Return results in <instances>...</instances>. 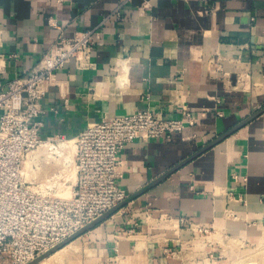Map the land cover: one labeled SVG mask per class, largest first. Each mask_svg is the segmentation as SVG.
Here are the masks:
<instances>
[{
	"label": "crops",
	"instance_id": "crops-1",
	"mask_svg": "<svg viewBox=\"0 0 264 264\" xmlns=\"http://www.w3.org/2000/svg\"><path fill=\"white\" fill-rule=\"evenodd\" d=\"M0 29L3 84L58 36L95 31L96 68L71 61L47 83L43 140L74 141L90 123L146 107L156 118L194 116L169 140L123 148L117 183L127 196L264 108V0H0ZM195 228L212 264L216 235L264 230V113L39 264H184Z\"/></svg>",
	"mask_w": 264,
	"mask_h": 264
},
{
	"label": "built area",
	"instance_id": "built-area-1",
	"mask_svg": "<svg viewBox=\"0 0 264 264\" xmlns=\"http://www.w3.org/2000/svg\"><path fill=\"white\" fill-rule=\"evenodd\" d=\"M56 1L62 4L65 0ZM115 15L120 19L118 11ZM48 24L57 27L51 18ZM94 33L86 30L70 38L58 36L26 75L6 84L2 76L7 59L0 53V264H29L123 202L128 196L117 181L121 177L120 154L126 145L169 140L195 124L186 109L181 112L182 119L173 120L156 118L146 107L90 123L74 141L64 136L41 139L37 119L47 83L71 61L79 71L96 68L92 61ZM8 39V33L0 29V49ZM69 143L74 145L71 154ZM64 144V152L57 150ZM41 148L58 157L65 154L61 173L41 176V162L33 155ZM66 158L71 161L65 162ZM72 169L74 182L69 174Z\"/></svg>",
	"mask_w": 264,
	"mask_h": 264
},
{
	"label": "rangeland",
	"instance_id": "rangeland-1",
	"mask_svg": "<svg viewBox=\"0 0 264 264\" xmlns=\"http://www.w3.org/2000/svg\"><path fill=\"white\" fill-rule=\"evenodd\" d=\"M60 145L61 144H59V146ZM67 147L69 148L68 150H72L74 145L69 143ZM58 148L61 152H64L65 144L63 147H57V150H59ZM33 155L37 156L41 162L40 173L42 177L62 172V163L65 156L58 157L55 154L52 155L50 151H48V148H41L37 152H34ZM30 159L31 157L28 159L27 166H30ZM70 164L73 165L72 163ZM69 174L72 176L71 181L74 182V169H72L71 172L69 171ZM226 219L228 221L237 222L234 216H229V218L227 217ZM194 233L197 235V245L194 248L192 247L193 249L189 251L184 264H212V262L206 260L207 257L210 258V256L207 250L203 248L205 238L202 239V234L199 232V229L195 228ZM203 234L205 235V233ZM231 234L233 235H226L227 237L218 234L213 238L214 247L216 246L215 248L220 251H214L212 259L215 261V264H217L216 261L220 264H264V230H255L254 233H246V236L241 232L238 233L236 230L231 231ZM210 240L212 241V239H209V241ZM58 255H56V257Z\"/></svg>",
	"mask_w": 264,
	"mask_h": 264
},
{
	"label": "water",
	"instance_id": "water-1",
	"mask_svg": "<svg viewBox=\"0 0 264 264\" xmlns=\"http://www.w3.org/2000/svg\"><path fill=\"white\" fill-rule=\"evenodd\" d=\"M262 113H264V108L261 109V110H259L258 112H256L252 116L248 117L247 119H245L244 121H242L241 123H239L238 125H236L235 127H233L232 129H230L226 133L222 134L221 136H219L215 140L211 141L205 147L201 148L198 152H196L195 154H193L192 156H190L189 158H187L186 160H184L180 164L176 165L175 167L171 168L165 174H163L162 176H160L159 178H157L156 180H154L153 182H151L150 184H148L147 186H145L144 188H142L141 190H139L135 194H132V195L128 196L123 202H121L118 205L114 206L113 208H111L110 210H108L107 212H105L103 215H101L100 217H98L96 220L92 221L91 223H89L88 225H86L85 227H83L82 229H80L78 232H76L75 234H73L72 236H70L69 238H67L61 244H59L58 246H56L52 250L48 251L47 253L43 254L42 256L36 258L35 260H33L32 262H30L29 264H39L40 262H42L45 259L49 258L55 252H57L58 250L64 248L69 243L73 242L75 239L79 238L80 236L84 235L85 233L89 232L90 230H92L93 228H95L98 224H100L101 222H103L107 218H109L112 215H114L115 213H117L119 210H121L122 208H124L125 206H127L129 203L133 202L135 199H137L141 195H143L146 192H148L154 186H156L161 181H163L164 179H166L169 175L173 174L174 172H176L177 170H179L180 168H182L183 166H185L186 164H188L194 158H196L197 156H199L202 153L206 152L207 150L213 148L218 143H220L221 141H223L225 138H227L228 136L232 135L234 132H236L240 128L246 126L249 122H251L253 119H255L256 117H258Z\"/></svg>",
	"mask_w": 264,
	"mask_h": 264
},
{
	"label": "bare ground",
	"instance_id": "bare-ground-1",
	"mask_svg": "<svg viewBox=\"0 0 264 264\" xmlns=\"http://www.w3.org/2000/svg\"><path fill=\"white\" fill-rule=\"evenodd\" d=\"M61 147H63V146H61ZM59 149V148H58ZM69 149V148H68ZM72 149V148H71ZM63 150V149H62ZM73 151V149L72 150H69V152H70V154H71V152ZM65 156V155H64ZM70 161V158H66L65 159V162H69ZM48 163V162H47ZM28 167V166H27ZM74 174V173H73ZM66 248V247H65ZM61 250H63V248L62 249H60V250H58L57 252H55L54 254H55V256L56 255H58L60 252H61ZM53 254V255H54Z\"/></svg>",
	"mask_w": 264,
	"mask_h": 264
}]
</instances>
